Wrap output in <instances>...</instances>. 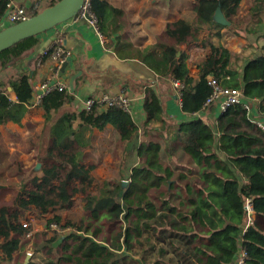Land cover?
<instances>
[{
    "label": "trees",
    "instance_id": "1",
    "mask_svg": "<svg viewBox=\"0 0 264 264\" xmlns=\"http://www.w3.org/2000/svg\"><path fill=\"white\" fill-rule=\"evenodd\" d=\"M89 2L104 36L123 31L119 22L123 19L122 9L106 0ZM240 2L196 0L192 23L184 19L168 22L154 45L134 50L136 57L159 75V82L172 78L183 83L181 105L187 115L197 113L211 93L209 77L223 86L240 88L248 100L264 101L262 49L250 52L239 64L236 53L210 44L209 56L199 65V79L193 82L185 54L179 48L183 42L196 41L200 29L222 26L213 17L217 7L229 19L231 28L238 29L232 16ZM6 3L0 0V19ZM247 3L249 17L264 10V0ZM261 22L258 19L259 25ZM246 26L243 29L247 35L262 30ZM248 39L251 46L257 47ZM37 43V36H32L0 52V67L13 63ZM1 84L0 125L19 122L33 94L31 78L20 72ZM10 92L15 93L16 101L10 100ZM72 100L68 89L51 90L41 99L45 132L49 129L39 144L43 148L39 157L42 175L33 178L31 187L17 192L12 201L6 203L0 197V264L13 258L21 237L27 233L21 222L27 210L43 215L69 209L77 193L85 195L92 218L103 222L89 232L83 223L66 235L46 238L39 247L46 255L45 264H233L241 247L246 252L244 264H264V194L251 197L243 187L253 173L264 175V130L257 127L242 104L228 107L215 126L194 117L176 122L165 117L159 90L149 86L143 101L145 120L138 125L119 107L93 105L90 110L82 108L78 112L62 110ZM260 108L264 110V105ZM108 123L122 142L141 133L138 163L132 167L128 182L116 180L94 195L87 190L94 180L90 173L94 165L83 161L90 145L87 133L93 128L102 130ZM161 150L169 159L180 152L175 167L162 159ZM4 188L0 186V190ZM248 197L252 198L254 219L244 230ZM52 220L60 221V214L55 213ZM66 225L73 226L70 220ZM36 241L38 244L40 239ZM154 249L147 263H143L144 257H134Z\"/></svg>",
    "mask_w": 264,
    "mask_h": 264
},
{
    "label": "crops",
    "instance_id": "2",
    "mask_svg": "<svg viewBox=\"0 0 264 264\" xmlns=\"http://www.w3.org/2000/svg\"><path fill=\"white\" fill-rule=\"evenodd\" d=\"M52 0H12L16 5L26 8L30 14L40 11L51 4ZM115 8L124 11L123 19L119 20L124 26L123 31L114 33L111 37H106L102 42L89 25L85 18L76 17L58 24L61 28V35L65 48L70 52L71 58L64 70L61 69L63 79L69 81L72 74H79L73 80V91L68 90L73 96V100L65 104L62 110L78 112L83 108L86 98L101 94H117L125 92L134 100V107L131 116L140 125L145 120L143 101L146 88L156 86L160 92L161 104L165 117L169 120L180 122L187 118L201 119L203 123L215 126L217 119L221 116L220 108L214 104L204 111L187 115L181 105L179 89L173 85L172 78L166 82H159V75L150 69L140 57H136L134 50H144L148 46L155 44L158 35L162 32L168 22L177 19H184L192 23L195 13L192 5L196 0H106ZM245 5V0H241L239 6ZM247 8V7H246ZM249 8L246 9V12ZM234 17V15H233ZM258 19L264 21V10L258 16L254 15L251 26L258 24ZM229 20V19H228ZM264 23V22H263ZM130 24V28H129ZM219 24V23H218ZM254 24V25H253ZM4 15L0 19V29L7 26ZM211 25L199 30L198 39L194 42H183L179 48L185 54V62L189 70V76L196 82L199 79V65L207 59L211 50L210 44L215 46H225L231 52L239 56V64L245 61L250 53H245L247 48L250 51H264V34L260 30L257 34L247 35L243 28L232 29L229 25ZM37 45L23 56L18 57L13 63L0 67V86L10 78L17 77L20 72L27 73L33 85V94L26 104V111L19 122L7 121L0 125V140L2 153L0 155L1 165L6 164L7 156L12 154L20 156L23 167H28L37 156V148L41 143V137L45 132L44 110L36 98V85L47 79L52 71L53 63L48 57L43 56V51L49 48L55 39V30L49 29L36 35ZM255 41L257 47L249 44ZM10 100L16 101L14 92L8 94ZM264 101L258 100L254 103L250 112L251 118L264 120V110L260 105ZM216 128V127H215ZM45 137L49 134L46 130ZM90 133V145L85 149L86 155H103L99 162H93L94 169L101 165H107L112 158L115 147L113 141H118L122 145V150L127 154L124 161L123 170H130L138 162L137 147L142 137L141 133L122 142L114 126L108 123L104 129L93 128ZM219 136V133L217 134ZM84 158V155H83ZM86 163V161L83 159ZM37 165V162H35ZM0 182V186H4ZM6 187V186H5ZM244 189L252 197L264 194V175L257 171L250 177ZM264 225V221L261 222ZM235 263V261H234ZM233 263V264H234Z\"/></svg>",
    "mask_w": 264,
    "mask_h": 264
},
{
    "label": "rangeland",
    "instance_id": "3",
    "mask_svg": "<svg viewBox=\"0 0 264 264\" xmlns=\"http://www.w3.org/2000/svg\"><path fill=\"white\" fill-rule=\"evenodd\" d=\"M246 7L248 8L247 0H245ZM245 5L239 6L237 13L232 16L233 21L236 24V27L243 28L245 25L251 26V22L254 20V15L251 17L248 16L250 14L249 10L246 12ZM251 21V22H250ZM264 21L261 22V25L256 24L255 28L264 29ZM254 25V24H253ZM130 28V24H129ZM106 38V36H105ZM264 48V47H262ZM252 52L250 48L245 50V53ZM112 146L115 147V152L110 154L112 158L108 161L107 165L102 164L101 168H93L91 169L90 173L94 178L90 187L87 188L89 192L94 195H98L101 193V189L104 190L108 185L110 186L116 180H125L128 182L130 168L129 170H123L124 161L127 158V154L124 150H122V145L116 140L112 142ZM89 148V147H88ZM43 152V148L39 145L37 148V156L34 158L35 160L28 166L23 167V163L20 160V156L12 154L7 156L6 164L1 165V173H0V182L5 184L6 186L4 189L0 190V197L8 203L13 200L14 196L17 192L22 191L25 188L31 187L32 179L35 177H40L42 175V163L40 161V156ZM161 157L163 160H166L170 163V165L174 166V162L180 160L181 155L180 152H177L174 155L173 159H169L167 154L161 150ZM99 158L102 159L103 155H85L84 160L86 163H92L94 161L99 162ZM35 162L39 163L36 165ZM138 163V162H137ZM175 167V166H174ZM126 184V183H125ZM108 188V187H107ZM86 198L84 194L77 193L74 196V203L69 209H62L58 211H50L44 213L43 215H38L33 210H27L25 216L22 218L21 222L28 223V231L31 230V235L28 237L27 234L21 237L20 239V247L19 249L13 254V258L10 261H5L2 264H24L25 257L27 254H30L29 262L27 264H45L46 255L44 254L43 250L39 247L42 246L43 241L46 238H50L52 236H60L66 235L75 227L79 226L80 224L87 227L86 232L91 231L95 226H99L102 224L103 221H95L89 210L85 206ZM55 213L60 214V221H58L59 229L52 230L48 227L49 222H52V217ZM70 220L73 226H67L66 222ZM90 225V226H88ZM83 226V225H82ZM107 228V226H105ZM106 235V234H104ZM40 239L39 243L37 244L36 240ZM154 241V240H153ZM145 245V241L142 240ZM161 243H158L159 246ZM134 248H137V245H134ZM146 248V247H145ZM135 250V249H134ZM129 251V250H128ZM155 249L152 250L149 254L146 253L143 256L138 254H134L135 258H145L143 263H147L148 259L153 256ZM128 264H131L130 261H127Z\"/></svg>",
    "mask_w": 264,
    "mask_h": 264
},
{
    "label": "built area",
    "instance_id": "4",
    "mask_svg": "<svg viewBox=\"0 0 264 264\" xmlns=\"http://www.w3.org/2000/svg\"><path fill=\"white\" fill-rule=\"evenodd\" d=\"M6 10L4 13V18L8 25L17 23L19 21L27 19L31 14L25 7L16 5L12 0H6ZM77 17L85 18L89 25L95 30L102 42L106 41L105 36L98 29V20L95 14L90 10V2H87L82 6L81 10L77 14ZM55 30V39L49 48L43 51V56L48 57L50 62L53 63V68L50 76L38 83L35 87L36 98L41 100L44 95H46L51 90L57 89L62 91L68 88L67 81L63 79L61 68L62 64L71 58L70 52L65 48L64 40L61 35V28L59 25L53 28ZM173 85H175L181 96L180 89L183 87V83L177 79L172 80ZM208 84L212 91L209 96L203 101L201 109L198 112L204 111L210 106L217 104L220 108L221 114L227 110L228 107L234 104H242L246 110L251 111L255 102L258 100H248L245 98L242 90L237 87H227L219 83V81L214 77L208 78ZM2 92V87L0 86V93ZM93 105H97L100 108L108 107H119L125 112L131 113L135 105L134 100L129 97L125 92H120L117 94L101 93L90 96L86 98L83 102V108L85 110H90ZM252 121L257 125V127L264 130V120L251 118ZM247 221L245 228L253 222L254 210L252 198L248 197L245 200L244 205ZM22 226L28 228L27 222H22ZM48 227L52 230L59 229V225L56 222H49ZM28 237L31 235V230L26 233ZM246 260V252L243 247H241L238 257L234 264H244Z\"/></svg>",
    "mask_w": 264,
    "mask_h": 264
},
{
    "label": "water",
    "instance_id": "5",
    "mask_svg": "<svg viewBox=\"0 0 264 264\" xmlns=\"http://www.w3.org/2000/svg\"><path fill=\"white\" fill-rule=\"evenodd\" d=\"M86 2L87 0H57L39 12L30 15L27 19L3 27L0 29V52L25 38L36 36L54 28L60 23L75 19ZM213 17L219 24H230V21L225 17L220 7L216 8ZM68 60L62 64V70L65 69ZM78 74L79 72L72 74L69 78L68 85L71 91L74 89L73 80ZM29 258L30 254H27L24 264L29 262Z\"/></svg>",
    "mask_w": 264,
    "mask_h": 264
}]
</instances>
